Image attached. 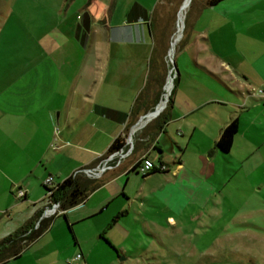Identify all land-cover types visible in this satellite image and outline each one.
Masks as SVG:
<instances>
[{"label":"crops","instance_id":"1","mask_svg":"<svg viewBox=\"0 0 264 264\" xmlns=\"http://www.w3.org/2000/svg\"><path fill=\"white\" fill-rule=\"evenodd\" d=\"M160 2H1L0 240L37 222L47 176L59 184L96 165L117 136L125 145L131 135L130 154L64 212L69 229L109 207L117 222L137 199L145 213L158 207L156 214L166 212L165 219L176 224L175 215L187 206H220L233 201L232 191L244 190L239 201L251 202L256 220L250 236L264 246V98L250 91L264 89V0L204 1L196 8L174 53L165 107L136 126L160 101L166 78L157 34ZM233 119L237 132L223 152L215 143ZM147 162L145 175L139 169ZM159 166L164 170L149 173ZM60 216L0 264H67L77 253L82 259L84 246L76 238L70 245ZM237 230L248 227L227 233Z\"/></svg>","mask_w":264,"mask_h":264},{"label":"rangeland","instance_id":"2","mask_svg":"<svg viewBox=\"0 0 264 264\" xmlns=\"http://www.w3.org/2000/svg\"><path fill=\"white\" fill-rule=\"evenodd\" d=\"M204 1L206 0H189L188 9L184 7L185 0H161L157 6V34L162 35L164 54V71L161 70V73L166 77L160 84L162 99L169 97L173 83L169 79L165 85L168 72L173 67L170 54L168 56V51L171 52L170 42L179 34L181 39L185 38V19L187 23L189 16ZM1 2L3 0H0V6L3 7ZM9 5H12L10 1ZM183 12L184 19L181 20ZM181 39L172 50L175 55ZM175 55L173 59H176ZM163 103L161 110L167 100ZM130 127L129 125L126 129L127 134ZM243 193L244 190L232 191L233 201L220 206H214L213 202L200 210L187 206L183 213L175 215L176 224L165 219L166 212L156 214L158 207L153 208L151 213H145L143 206L138 204L140 199L134 200L129 216L117 222L109 218L111 207L104 213L109 218L108 224H105V216L102 215L97 219L75 224L71 230L63 216L59 219L64 224L70 245L73 246L76 238L80 246L85 248L83 258L74 264H257L264 260L259 255L264 246L256 237L250 236L254 233L252 228L256 223L255 213L251 212L254 209L249 205L251 202L246 204L239 201ZM246 193L252 198L256 196L252 192V195L248 191ZM69 215L72 214L69 212ZM98 226L103 227L102 232ZM245 226L248 227L247 231L227 233ZM224 227H227V231H224Z\"/></svg>","mask_w":264,"mask_h":264},{"label":"trees","instance_id":"3","mask_svg":"<svg viewBox=\"0 0 264 264\" xmlns=\"http://www.w3.org/2000/svg\"><path fill=\"white\" fill-rule=\"evenodd\" d=\"M193 1V0H191ZM222 0H206L205 5L212 6ZM192 3V2H191ZM186 19H185V28H186ZM184 38L181 39V42ZM156 48H153L154 56ZM237 132V122L235 119L230 121L221 131L218 140L215 143V147L223 152H228L231 148L233 138ZM125 138L123 136H117L110 146L108 147L106 154L117 150L121 147H124ZM155 171H160L158 168H152L149 173H153ZM146 175V174H145ZM80 177H84L85 181L82 182ZM100 183L96 181V179L88 178L83 174H77L76 176H68L61 183L56 184V186L52 189L50 200L54 202H59L61 210L63 211L61 215L65 217L64 212L79 203H81L89 192L95 190L99 187ZM44 186V185H43ZM45 193L48 191V188L44 186ZM41 215V214H39ZM38 215V216H39ZM52 218H45L39 221V224L36 228L34 227V223L32 225H25L20 228L13 234H10L3 239L0 240V263L9 259L11 257L18 256L24 248L36 237L42 234L49 226ZM69 226V225H68Z\"/></svg>","mask_w":264,"mask_h":264},{"label":"built area","instance_id":"4","mask_svg":"<svg viewBox=\"0 0 264 264\" xmlns=\"http://www.w3.org/2000/svg\"><path fill=\"white\" fill-rule=\"evenodd\" d=\"M169 73L171 75V79L170 78L169 79L171 80V82H173L175 78V74L172 70H169L168 74ZM250 91L264 98V89L250 88ZM130 138H131V135L128 136L124 147H121L117 150H114L108 153L96 165L80 168L78 170H75L71 175L74 177L77 174H83L86 177L92 178V179L100 178L105 171L109 169H113L114 167H117L121 163V161L130 154V152L132 151V142ZM149 167H150V163L147 162L146 166L141 167L139 171L142 174H146ZM157 168L159 170H164L165 167L159 166ZM43 185L46 188H48V191L45 193V205H44L41 215L39 216L37 222L35 223V228L38 226L39 221L41 219L51 218L63 212L61 210L60 203L51 201L49 197L51 195L52 189L56 186V184H54L53 182V177L51 175L47 176L43 181ZM16 195L21 198L24 195V191L19 189L16 191ZM81 257H82V254L77 253L67 261V264H74L76 261L81 259Z\"/></svg>","mask_w":264,"mask_h":264},{"label":"water","instance_id":"5","mask_svg":"<svg viewBox=\"0 0 264 264\" xmlns=\"http://www.w3.org/2000/svg\"><path fill=\"white\" fill-rule=\"evenodd\" d=\"M171 45H172V42H170V48H171ZM168 56H169V51H168ZM173 62V61H172ZM171 62V63H172ZM172 71L174 72V74H175V72H176V70H175V64L174 63H172ZM171 79V75H170V73L167 75V79ZM166 83H167V80H166ZM165 83V84H166ZM162 100H164V101H166L167 100V98H163L162 99V97H161V99H160V101L158 102V104L154 107V109L152 110V111H150V112H148V113H146V114H144L143 116H141L140 118H139V120L136 122V126H138V125H140L143 121H145V120H148L150 117H153V116H156L159 112H156L157 111V107H158V105L160 104V102L162 101ZM156 112V113H155ZM153 113H155L154 115H152ZM151 115V116H150ZM130 134H131V130H130V132H129Z\"/></svg>","mask_w":264,"mask_h":264},{"label":"bare ground","instance_id":"6","mask_svg":"<svg viewBox=\"0 0 264 264\" xmlns=\"http://www.w3.org/2000/svg\"><path fill=\"white\" fill-rule=\"evenodd\" d=\"M188 4H189V0H185V3H184V7L185 8H187V6H188ZM180 9V8H179ZM188 9V8H187ZM185 11V10H184ZM187 11V10H186ZM182 19H184V12L182 13V16H181V20ZM181 24H179L178 25V29H179V33H180V31H181ZM181 36H182V34H181ZM181 39V37H180V34L175 38V40H173L172 41V45H171V48H170V60H171V62L174 60L173 59V56H174V53H173V51H174V47H175V45L178 43V41ZM173 50V51H172ZM169 80V79H168ZM168 80H167V82H168ZM167 84V83H166ZM165 84V85H166ZM170 84V83H169ZM168 84V85H169ZM164 100H162L161 102H160V104L158 105V107H157V111L156 112H159L160 110H161V108H162V106L164 105ZM163 110V109H162ZM155 112V113H156ZM155 113H153L152 115H154ZM151 116V115H150Z\"/></svg>","mask_w":264,"mask_h":264}]
</instances>
